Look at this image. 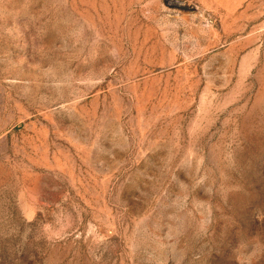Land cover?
Segmentation results:
<instances>
[{"label":"rangeland","instance_id":"rangeland-1","mask_svg":"<svg viewBox=\"0 0 264 264\" xmlns=\"http://www.w3.org/2000/svg\"><path fill=\"white\" fill-rule=\"evenodd\" d=\"M0 264H264V0H0Z\"/></svg>","mask_w":264,"mask_h":264}]
</instances>
